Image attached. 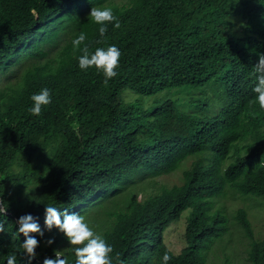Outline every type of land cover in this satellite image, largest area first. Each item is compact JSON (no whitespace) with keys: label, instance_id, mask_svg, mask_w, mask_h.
<instances>
[{"label":"trees","instance_id":"obj_1","mask_svg":"<svg viewBox=\"0 0 264 264\" xmlns=\"http://www.w3.org/2000/svg\"><path fill=\"white\" fill-rule=\"evenodd\" d=\"M0 0V75L20 57L43 56L0 86V264H24L16 220L31 213L44 227L45 205L84 215L112 245L113 264H207L206 251L228 231L214 207L226 188L264 201V109L254 102V66L264 52V0ZM90 5L111 7L120 27L88 18ZM246 24L237 35L229 15ZM80 32L89 52L116 45L117 76L105 82L97 69L81 70L72 40ZM62 43L48 54L47 43ZM98 41H100L98 43ZM50 47H53L52 45ZM55 47V46H54ZM218 79L221 104L211 116L180 110L167 98L137 113L123 102L125 88L143 94ZM47 88L51 103L39 116L31 96ZM179 184L144 199L130 196L113 209L114 194L138 177L167 173L189 155ZM18 161V168L15 164ZM148 174V175H147ZM184 209L185 245L172 251L163 231ZM234 219L248 238L249 264H264V236L256 238L247 210ZM55 237L48 246L45 240ZM33 264L53 249L74 264L73 246L56 229L45 231Z\"/></svg>","mask_w":264,"mask_h":264},{"label":"rangeland","instance_id":"obj_2","mask_svg":"<svg viewBox=\"0 0 264 264\" xmlns=\"http://www.w3.org/2000/svg\"><path fill=\"white\" fill-rule=\"evenodd\" d=\"M126 1L128 0H107L104 4L109 2L120 4ZM92 6L94 5H90L88 9H91ZM229 19L233 22L232 29L237 35H245L248 33L244 19L240 15L231 14L229 15ZM61 43L62 38L60 36L55 37V39L47 43L46 46L49 44L53 46L46 47L48 54H54ZM44 59L45 57L39 55L30 58L20 57L5 70L4 74L0 75V86H4L18 79L28 65L42 62ZM222 92L223 87L220 81L213 79L202 85L168 87L151 94H143L125 88L120 92V97L123 102L129 104L137 113L150 110L161 101L169 98L174 101L180 110L211 116L215 114L214 112L221 104ZM202 155H204V152L185 157L178 163L175 169L167 173L143 177L136 175L135 180L114 194L115 201L110 206L116 209L123 205V201L130 196L144 199L148 195L158 192L162 186L181 183L183 170L189 167L196 157ZM18 166L17 161L15 168L17 169ZM240 206H243L247 210L254 230V236L256 238H262L264 236V201L261 198L241 195L233 192L230 188H226L224 193L214 198V207L211 210L213 211L219 208L225 213L229 229L221 239L215 240L209 249H207V264H249L247 259L248 238L243 234L233 216L235 210ZM190 210L184 209L179 218L171 221L163 231V241L174 252H178L185 245L184 228L186 217ZM89 225L91 226V223ZM91 227L94 231H97L93 226ZM65 242L69 244L67 240Z\"/></svg>","mask_w":264,"mask_h":264},{"label":"clouds","instance_id":"obj_3","mask_svg":"<svg viewBox=\"0 0 264 264\" xmlns=\"http://www.w3.org/2000/svg\"><path fill=\"white\" fill-rule=\"evenodd\" d=\"M88 18L98 25L101 37L107 32V25L113 24L115 28L120 27V22L111 7L92 6ZM86 34L80 32L72 40L74 50H80L81 55L78 57L79 67L81 70L95 68L103 73L105 82L117 76V69L120 67L121 51L116 45H109L107 48L97 47L94 52H89L87 45L83 48ZM100 41H98L99 43ZM256 77L255 86L252 92L255 93L254 102L258 103L259 108L264 109V52L258 55V62L254 66ZM33 102L29 109L30 113L39 116L43 106L51 103V92L44 88L40 92L31 96ZM8 208L0 202V214L7 215ZM17 232L23 235L21 247L23 249L24 264H33L37 258V248L40 247L41 240L45 231L52 232L56 229L61 233L68 243L73 246L75 261L74 264H113V247L106 239L98 234L86 221L84 215L76 211L70 212L68 209L60 210L51 205H45L44 209V227L39 223V217L31 213L20 215L16 220ZM5 231V225L0 222V233ZM55 242V237H49L45 244L50 246ZM172 257L165 252L162 257V264H168ZM116 264H123L119 253L115 256ZM6 264H17L16 254L7 257ZM42 264H69L68 257L60 250L53 249L52 256H44Z\"/></svg>","mask_w":264,"mask_h":264},{"label":"water","instance_id":"obj_4","mask_svg":"<svg viewBox=\"0 0 264 264\" xmlns=\"http://www.w3.org/2000/svg\"><path fill=\"white\" fill-rule=\"evenodd\" d=\"M0 202H1V199H0Z\"/></svg>","mask_w":264,"mask_h":264}]
</instances>
